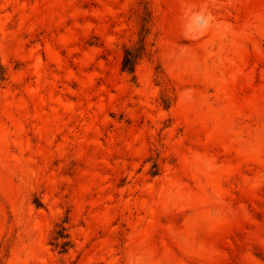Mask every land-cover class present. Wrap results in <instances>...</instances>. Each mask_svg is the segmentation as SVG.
Listing matches in <instances>:
<instances>
[{
  "label": "rangeland",
  "instance_id": "rangeland-1",
  "mask_svg": "<svg viewBox=\"0 0 264 264\" xmlns=\"http://www.w3.org/2000/svg\"><path fill=\"white\" fill-rule=\"evenodd\" d=\"M0 264H264V0H0Z\"/></svg>",
  "mask_w": 264,
  "mask_h": 264
},
{
  "label": "trees",
  "instance_id": "trees-1",
  "mask_svg": "<svg viewBox=\"0 0 264 264\" xmlns=\"http://www.w3.org/2000/svg\"><path fill=\"white\" fill-rule=\"evenodd\" d=\"M146 45L144 39L141 38L136 44L128 46L124 50L122 69L124 72L135 77L136 65L145 54ZM54 245L61 248V252H67L71 246V240L65 232V228L61 227L55 232Z\"/></svg>",
  "mask_w": 264,
  "mask_h": 264
}]
</instances>
